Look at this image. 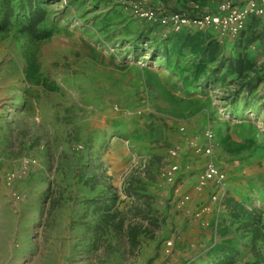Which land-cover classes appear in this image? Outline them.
Segmentation results:
<instances>
[{
    "label": "rangeland",
    "instance_id": "1",
    "mask_svg": "<svg viewBox=\"0 0 264 264\" xmlns=\"http://www.w3.org/2000/svg\"><path fill=\"white\" fill-rule=\"evenodd\" d=\"M39 3L0 31V264H264V13L168 23L262 2Z\"/></svg>",
    "mask_w": 264,
    "mask_h": 264
},
{
    "label": "built area",
    "instance_id": "2",
    "mask_svg": "<svg viewBox=\"0 0 264 264\" xmlns=\"http://www.w3.org/2000/svg\"><path fill=\"white\" fill-rule=\"evenodd\" d=\"M259 1L262 2L260 5H256V4L252 3L250 6H247L246 8H244L242 10L241 9L240 10H234L231 15H230V12H228L227 9L223 6V7H221V11L219 14H208L207 15L208 17H206L204 19H203V17L195 18V19H202L201 22L197 21V20H193V19H187L188 21L186 22L184 19H180L182 17H178L175 15V16L171 17V21L169 20L168 23H170V25H173V27L178 28V29L180 27H183L186 25H191V24L192 25L195 24L197 26L217 25V26H223V27L226 24L225 25L226 28H234L236 26L237 21H241L242 26H243L244 21H245V16H247L249 13H260V14L264 13L263 12L264 0H259ZM228 9H229V7H228ZM225 11H226V13L224 14ZM236 12H239V13H236ZM223 16H225V17H223ZM225 18H227V19H225ZM173 20H174V23H173ZM230 23H232L233 26H231ZM242 26H238L236 28V31L238 29H240ZM204 137H205V141L202 145H199L196 142H195V144H192L187 140V142L191 146H193V148L195 149V152H197V153L201 152L206 156H210V159H208L204 162L203 172L201 174L199 181L197 182L198 183L196 186L197 188H201V186L208 181L213 180L214 183H221L224 180L223 174L220 172L217 164L215 163V161L211 157L212 156V150H213L212 132H210L209 130H206V132L204 133ZM175 153H176V151L170 152L171 155H175ZM177 167L178 166L175 163L168 166L167 169L165 170V172L163 173L164 177L168 180H171L174 173L177 171Z\"/></svg>",
    "mask_w": 264,
    "mask_h": 264
},
{
    "label": "trees",
    "instance_id": "3",
    "mask_svg": "<svg viewBox=\"0 0 264 264\" xmlns=\"http://www.w3.org/2000/svg\"><path fill=\"white\" fill-rule=\"evenodd\" d=\"M46 13L47 7L39 0H0V31L15 24L35 40L46 39L57 30L46 19Z\"/></svg>",
    "mask_w": 264,
    "mask_h": 264
}]
</instances>
